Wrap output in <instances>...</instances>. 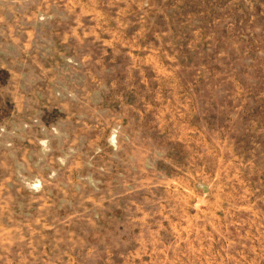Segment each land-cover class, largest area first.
Instances as JSON below:
<instances>
[{
  "label": "rangeland",
  "instance_id": "1",
  "mask_svg": "<svg viewBox=\"0 0 264 264\" xmlns=\"http://www.w3.org/2000/svg\"><path fill=\"white\" fill-rule=\"evenodd\" d=\"M0 264H264V0H0Z\"/></svg>",
  "mask_w": 264,
  "mask_h": 264
}]
</instances>
